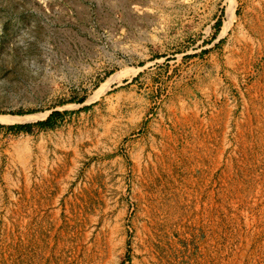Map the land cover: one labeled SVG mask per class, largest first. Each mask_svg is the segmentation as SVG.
Masks as SVG:
<instances>
[{"label":"rangeland","instance_id":"rangeland-1","mask_svg":"<svg viewBox=\"0 0 264 264\" xmlns=\"http://www.w3.org/2000/svg\"><path fill=\"white\" fill-rule=\"evenodd\" d=\"M55 110L75 180L0 264H264V0H0V124Z\"/></svg>","mask_w":264,"mask_h":264},{"label":"crops","instance_id":"crops-1","mask_svg":"<svg viewBox=\"0 0 264 264\" xmlns=\"http://www.w3.org/2000/svg\"><path fill=\"white\" fill-rule=\"evenodd\" d=\"M84 141L85 137H78L71 127L65 129L58 125L42 129L35 143L25 140L24 143L14 141L9 145V150L22 151L24 156L22 161L10 158L9 162L13 165L20 164L19 169L0 173L8 193L7 197H0V205L10 208L12 216L15 214L10 218V233L13 236L24 235L31 223L44 221L48 214L46 211L59 206L61 194L58 192H62L60 185H71L75 180L76 157L79 144L83 146ZM52 182L59 185L58 190L44 185ZM53 190L57 191L53 194Z\"/></svg>","mask_w":264,"mask_h":264},{"label":"trees","instance_id":"trees-1","mask_svg":"<svg viewBox=\"0 0 264 264\" xmlns=\"http://www.w3.org/2000/svg\"><path fill=\"white\" fill-rule=\"evenodd\" d=\"M220 24H221V19H218L217 20V23H216V30L219 29L220 27ZM85 100V96H82L76 100H72V101H77V102H80L82 103L83 101ZM87 106L85 107H82V109H86ZM69 111H58V110H55V111H52L49 116L43 120V121H39V122H36V123H27V124H14V125H1L0 124V128H4L8 131H11V132H15V133H20V132H31V129L32 127H37L39 129H45V128H53L56 126L57 122L59 120L62 119L63 115L65 113H68ZM25 113H30V112H24V111H17L16 113L14 114H18V115H21V114H25Z\"/></svg>","mask_w":264,"mask_h":264},{"label":"bare ground","instance_id":"bare-ground-1","mask_svg":"<svg viewBox=\"0 0 264 264\" xmlns=\"http://www.w3.org/2000/svg\"><path fill=\"white\" fill-rule=\"evenodd\" d=\"M41 114L33 113V114H23V115H8L4 118L7 122H22L26 120H32L40 117Z\"/></svg>","mask_w":264,"mask_h":264},{"label":"water","instance_id":"water-1","mask_svg":"<svg viewBox=\"0 0 264 264\" xmlns=\"http://www.w3.org/2000/svg\"><path fill=\"white\" fill-rule=\"evenodd\" d=\"M20 124V123H19Z\"/></svg>","mask_w":264,"mask_h":264}]
</instances>
